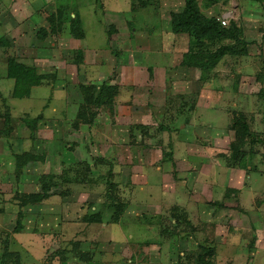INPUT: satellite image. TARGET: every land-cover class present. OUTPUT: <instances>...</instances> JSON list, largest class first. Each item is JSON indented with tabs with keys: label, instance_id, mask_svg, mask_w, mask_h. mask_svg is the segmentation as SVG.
Segmentation results:
<instances>
[{
	"label": "rangeland",
	"instance_id": "374dc122",
	"mask_svg": "<svg viewBox=\"0 0 264 264\" xmlns=\"http://www.w3.org/2000/svg\"><path fill=\"white\" fill-rule=\"evenodd\" d=\"M194 3L201 16L214 19L220 30L229 33L235 26L240 32L236 37L207 39L201 43L205 53L199 55L200 46L189 49L187 34H181L183 39H167L173 33L172 17L184 12L186 0H0V264H93L121 254L112 245L118 241L116 237L122 238L117 233L120 223L157 224L151 212L158 209L129 208L133 199L120 197L123 193L114 182L113 169L133 157L156 163L171 155L179 164L166 171L170 177L182 181L190 172L194 175L189 179L205 176L210 183L208 193H204L201 182L196 189L191 187L187 203L206 205L205 216L191 214L189 224L195 232H203L197 241L208 240L215 246L216 264H264V144H244L237 159L230 150L235 140L233 121H237L239 130L246 121L250 136L264 140L263 0ZM237 3H244L249 17L241 10L240 14L234 11ZM225 15L231 17L227 26L221 24ZM75 19L80 20L87 38L77 39L70 32ZM52 47L59 54L62 49L66 53L58 56L54 65H47L44 60L50 58L47 50ZM83 50L86 57H82L81 65L89 73L80 67L77 71L72 63ZM160 50L172 54L168 82L177 88H168L165 100L159 92L154 98L156 105L147 93L143 100L134 101L131 89L150 88L140 71L155 66L162 79L163 71L158 70ZM11 58L35 65L48 84L35 88L30 98H11L8 81L12 80L6 76L7 60ZM205 60L207 69L196 67L199 71L192 78L196 87L213 83L211 106L210 96L205 97L208 93L203 90L183 94L186 81L181 84L176 81L177 72L172 74L178 64L197 66ZM134 65L139 71L131 76L119 71L121 66ZM92 66L99 71H91ZM105 80L116 90L104 97L103 105L86 106L85 116H95L88 127L79 119L85 96L82 89L96 94ZM65 92L70 95L66 97ZM148 111L158 116L151 126L145 125L147 132L134 125L141 120L133 124L126 120L129 113ZM128 126L129 132H125ZM124 146L132 147L134 154L125 153ZM68 151L76 152L78 158L66 157ZM64 160L69 162L64 164ZM95 163L106 172L98 186L68 182L60 174L76 164L87 170ZM79 169L70 171V179H75ZM42 176L56 178L55 186L50 188L48 198L35 203L28 196L41 193ZM107 177L111 183L104 181ZM181 181L178 183L183 187ZM108 193L126 203L128 211L124 210L123 217L112 215L106 206ZM136 197L142 203L145 195ZM100 198L105 203L96 208ZM172 207L167 209V216L158 217L160 229L173 230ZM95 215H100V223H90L89 218ZM135 233L131 240L136 243L133 256L142 246L141 234ZM192 253L201 252L195 249ZM108 259L114 264L115 260L124 261Z\"/></svg>",
	"mask_w": 264,
	"mask_h": 264
},
{
	"label": "crops",
	"instance_id": "0c3cea01",
	"mask_svg": "<svg viewBox=\"0 0 264 264\" xmlns=\"http://www.w3.org/2000/svg\"><path fill=\"white\" fill-rule=\"evenodd\" d=\"M249 1L253 2V3H258V2L252 1V0H249ZM263 4H264V0H263ZM235 7L236 8L234 11L236 13L240 14V10H241V13L243 15H245V17H246V15L247 16L249 15L248 14L249 10L247 8L244 9V3H237ZM247 10H248V12H247ZM227 13L232 14L234 12H227ZM224 17L231 18L230 15H225ZM84 33H85V37L87 38V34H86L85 29H84ZM171 35L167 39L177 38L178 36L182 37L181 34L172 33ZM50 38L54 39L55 37L50 36ZM182 39H183V37H182ZM77 42H80V41L77 40ZM73 43L70 42L71 45H73ZM47 51H48V53H50V58L52 59L51 61L49 60L50 58L44 60L45 63H48L47 65H50L51 63H52V65H54L53 63H55L56 58H58V56L64 57L65 53H66L65 50L62 49V51H60V54H59V50L58 49L54 50L53 47L49 48ZM95 51L98 52V50H95ZM82 52H83V57L85 59L86 52H85V50H83ZM160 52L161 53L158 56V58L160 60L159 59L158 60L162 61V63L158 66L160 68L158 70L163 71V77H162L163 80L161 79V73L158 74L157 67H155V66H154V68L153 67L150 68L152 70L146 69V71H140L142 74L145 75L144 78H145L146 86L150 85V88H144V89L141 88L142 90L140 91L138 89V86H137V87L131 89L132 91L130 93V98L132 97V99L134 101L143 100L144 99L143 94L147 93L148 99H150L154 104L155 103L154 98H156V96H158L159 92L164 94L163 99L165 100V96L168 94L167 89L170 88L171 90H175V88H177V86L172 87V85H170L168 82V79H169L168 70L171 71L170 70L171 66L169 64V59H170L169 57H171L172 54L170 51H164L163 52V50H160ZM182 58H184V55ZM21 63L24 64V62H21ZM72 63L75 65V68L77 71L80 67L82 70H84V71L86 70V72L89 73V70H87L88 68L84 67L83 65L76 64L74 62V60L72 61ZM27 66H32V67L36 68L35 65H27ZM94 67H96V66H92L90 70L93 72H97V70L99 71V68L96 69L97 67L96 68H94ZM138 68L139 67H137L135 65L131 66L129 68H127L126 66H121L119 71L124 76H126V75L131 76V75H133V73H138V71H139ZM140 68H141V66H140ZM142 68L144 69V67H142ZM174 68L176 70H172V74H174L175 72H177V74H178L176 77L177 78L176 81L180 82L181 84H184V82H182V81H186V83H185V89L186 90L183 92V94L186 95V94H189L191 92L194 93L195 91L203 90L204 93H208V95L205 94L206 95L205 97L210 96V99H209L210 103L209 104L207 103V104L209 106L213 105L212 103H213V93L214 92L212 90V84H213L212 82H211L210 87L207 85L206 82H203L199 87H196L197 82L193 80L192 75L195 71H199V70H197L196 68H194L192 66H188V65L182 66L181 64H178V66L174 67ZM201 73H202V71H201ZM82 74H83V72H81V75ZM96 76H97V73L94 75H91L90 78L92 79V77H96ZM57 82H60V81H57ZM105 82L107 85H111V82L106 81V80L104 82H101V84H103ZM8 83H10V84H8V86H10L9 91H11V94H13L14 81L13 80H12V82L8 81ZM44 84H48V80H47V82L42 81V84L39 87H43ZM116 84H119V81H117ZM50 87L52 88L53 85L50 84ZM35 88H38V87L32 88L30 97L33 94ZM153 89H154V91H153ZM171 90H169V92ZM171 94L173 95V93H171ZM50 95H51V93H50ZM68 95H70V94L65 92V96L67 97ZM11 98H12V96H11ZM16 100H19V99H16ZM155 105H156V103H155ZM153 113L151 111H148L147 113H140V114L139 113H134V114L129 113L127 115L126 120H128L132 124L136 121L141 120V123H134V125L140 126L145 132V129H146L145 125L151 126L152 125L151 121H156L155 116H158V115H156V114L154 115ZM158 119L159 118H157V120ZM125 129H126L125 132H129V126H128V128L125 127ZM147 130L148 129H146V132H147ZM184 131L182 134H184ZM127 138H130V135L127 136ZM140 139L141 140L143 139L142 135L140 136ZM177 146H178V144H177ZM124 147L126 148L125 153H127V154L133 153L134 154V150H132V147H130V146H124ZM69 155H71L72 157ZM65 156L75 158V159L78 158V156H76V152H70V151H68V153L65 154ZM176 161L177 160H176L175 155H173V156L171 155L167 159L163 157L159 162H156V163H150V161L148 159H145V161H144L142 158L141 159L138 158L137 160L136 159L134 160V157H133V159L130 158L128 160V162L126 161L124 166H119V167L116 166L113 169V171L115 172L114 175H116L114 178V182L117 181V183H119L120 189L123 193L120 197H123L125 200L131 199V201L133 199L132 203L130 205H128V207L129 206H140L139 208H141L142 210H144V209L148 210L151 208H154V210L158 209L155 212H151L152 213L151 217H157L156 218L157 224L156 223H154V224L142 223L140 225H130V224L126 225L125 223H120V225L115 224V225H119L118 228L121 230H118L117 233H119V235L122 238L116 237L118 241L116 243H113L112 245L114 246V248H118L120 250L121 254L117 255L116 257L111 256V255L107 256L106 260H105L106 262L105 261H102V262L95 261V262H93V264H114L113 262H110L111 260L108 259L109 257H112L113 259H115V258L123 259L124 260V261H122L123 264H179L180 263V259H179L180 257H183L185 254H191L192 255L193 254L192 251L195 249L196 250L197 249L199 250L201 248H214L215 249V246H213V244L211 242H209L208 240H202V242L197 241V239L200 238V235H202L203 232L202 233L201 232L200 233L195 232L194 227L189 224V222H190L189 217L191 216V214H192V216L196 215L198 217L205 216V212H206L205 203L198 204V205H193V204L190 205L189 203H187V201L191 198L190 197L191 187H193V189H196L198 187L199 182H201L202 188H205V191H206V192L204 191V193H208L209 192L208 188L211 187L210 183H207L208 179H206L205 176H202V177L197 176L196 178L194 177L195 179H189L191 175H194L193 173H190V172H188V177L182 181L180 180L181 178L175 180V178L173 176L170 177L168 175V173H166V171L169 172V169L171 166L173 167V164H175V165L179 164ZM63 162H64V164H66L69 161L64 160ZM77 165H79V164H76L74 166H77ZM96 165H97L96 163L91 165V170H92L91 174L90 175L88 174L86 177L84 176V178H83L84 182H82V183L80 182L81 184L84 183V184H88V185L91 184L90 186H92V185L98 186L100 181L103 182L104 178L102 177V173L104 175H106V172H104L102 169H100ZM120 165H122V164H120ZM74 166H71L68 169L70 170ZM190 166H191V164H190ZM190 166H189V168H190ZM122 168L124 171H120V170H122ZM68 169H62L60 174L62 175L63 172L66 170L69 172ZM134 169L137 170V173H135ZM181 169H184V168H181ZM116 171H117L118 175L116 174ZM179 175H177V176H179ZM70 178L71 177L68 176V179H70ZM202 178H203V180H202ZM107 180H108V177L104 181H107ZM110 181L111 180L109 179L108 182H110ZM180 181H181V183H183V187L181 185H179L178 182H180ZM211 184H212V182H211ZM124 192H126V193L124 194ZM140 193L145 195V198L143 199L142 203H138L139 200L136 197V195H138ZM128 196H129V199H128ZM88 197H89V195H88ZM99 201H100V204H98V206L96 208H100V206L102 205V202L105 203V201L102 198H100ZM124 205L126 206L125 202H124ZM171 206H173L172 209H174V213L171 212V214H170V215L174 214V215H172L173 230H171V229H169V230L160 229L161 226L158 224L159 223L158 217L159 218L163 217V216H161L162 214L167 216V214H166V213H168L167 209ZM176 207H179V208H176ZM127 209L128 208L125 207V211ZM195 209L198 210L199 212L195 213ZM177 211H179V214L176 215L175 212H177ZM146 212H143V213H145L147 215ZM180 213L183 217L186 218V223L184 225H177L175 223V219L173 218L175 215L181 216ZM153 219H155V218H151V220H153ZM149 223H151L150 220H149ZM111 231H114V230L111 229ZM134 231L141 234L142 241L140 242V245H142V246L141 247L138 246L140 248V250L138 251V254L134 253V256H133L132 249H133V247H135L136 243L131 241V240H133V238H135V235L133 234ZM137 233H135V234H137ZM160 234H162L163 237H161ZM151 236L154 237L153 241H152ZM164 236L167 237L168 240H164V238H165ZM100 255H103V254H100ZM114 262H115V264H122V262L117 263V260H115ZM188 263H189V260L186 261L184 264H188Z\"/></svg>",
	"mask_w": 264,
	"mask_h": 264
},
{
	"label": "trees",
	"instance_id": "16d2710c",
	"mask_svg": "<svg viewBox=\"0 0 264 264\" xmlns=\"http://www.w3.org/2000/svg\"><path fill=\"white\" fill-rule=\"evenodd\" d=\"M255 2H261V0H252ZM51 20V30H55V26L52 24ZM70 32H72V35L77 38L81 39L84 38L85 33L82 29V25L80 20H73L70 27ZM172 31L174 34H187L189 37L190 42V48L192 50V46L198 45L200 46V49L198 51L199 55H202L205 53V50L203 49V45L201 44L204 41L213 39L215 36H226V37H236V34L240 32L238 27H233V31L226 33L223 30H220L219 24L214 21V19H204L201 14L199 13L198 9L195 6L194 0H186V7L183 13L173 15L172 17ZM8 44V43H6ZM82 52L79 54V59L74 60L76 64H81L82 61ZM83 60V59H82ZM207 60L202 61L201 63H198L197 66L193 65L192 67H200L202 71H205L207 69ZM189 66V65H188ZM6 76L9 80L14 81V90L12 94V98L14 99H27L30 97L31 90L34 87H39L42 84V81H44V78L39 75L37 72V69L32 66H27L20 61L16 59H8L6 64ZM116 87L107 85L106 83H103L99 88L98 92L96 94H93L92 92H89L87 88H83L82 92L85 94L84 96V103L82 107V112L79 114V119L83 122L82 124L88 125L90 127L92 124V121L94 119V115H91L88 119L87 116H85V110L89 107L90 103H93L95 105H103L104 103V97L107 94H110L111 92H115ZM91 93V94H90ZM87 106V108H86ZM37 119V118H36ZM35 120V119H34ZM33 120V121H34ZM240 120V119H237ZM32 121V120H28ZM234 124H231V129L234 131L235 140L231 144L230 150L233 151V159H237V157L241 154L242 150L245 147L244 144L249 145L250 147H254L257 144H264V140L261 138H258L257 136L253 135V138L250 136V128L248 127V124L246 121L241 123L242 129L237 128V121H233ZM35 124H33L34 126ZM234 125V127H233ZM137 129H140V127H134ZM141 130V129H140ZM252 151V150H251ZM252 153V152H250ZM236 155V156H235ZM28 157L29 159H33L30 156H24ZM39 159V158H36ZM18 168L20 166H17ZM73 168L78 169L74 175L76 176L75 179H68V176L71 174L70 171H73ZM69 170V172L66 170L63 172V177L67 179L68 182L73 180V183H82L84 182V176L86 177L88 174H91V168L90 166L85 167L87 170L84 169L82 166H74ZM56 178L50 177V176H42L41 177V193L33 194L28 196L29 200L35 203H39L46 198L49 197V190L51 187L55 186V183L53 181ZM89 180V179H88ZM111 183V181H110ZM106 201L108 202L106 206L112 211V215H115L116 217H121L124 210L125 205L122 204L120 201H118L117 195L114 196V194L108 193L106 194ZM180 217V218H179ZM175 223L179 225L180 223L184 222L186 223V218L181 216H174ZM100 215L91 216L89 218L90 223H100L101 222ZM160 219V218H159ZM164 220V219H163ZM19 224V223H18ZM196 251H200L201 253H193L191 254H185L183 257H180V263L184 264L186 261L189 260L188 264H216L214 257V248H201L197 249Z\"/></svg>",
	"mask_w": 264,
	"mask_h": 264
},
{
	"label": "built area",
	"instance_id": "2783aa9c",
	"mask_svg": "<svg viewBox=\"0 0 264 264\" xmlns=\"http://www.w3.org/2000/svg\"><path fill=\"white\" fill-rule=\"evenodd\" d=\"M227 23H228V19H227L226 17L222 18V20H221V24H222L223 26H227Z\"/></svg>",
	"mask_w": 264,
	"mask_h": 264
}]
</instances>
